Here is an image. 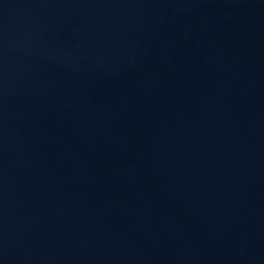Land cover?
Segmentation results:
<instances>
[{"label": "water", "instance_id": "95a60500", "mask_svg": "<svg viewBox=\"0 0 264 264\" xmlns=\"http://www.w3.org/2000/svg\"><path fill=\"white\" fill-rule=\"evenodd\" d=\"M0 264H264V0H0Z\"/></svg>", "mask_w": 264, "mask_h": 264}]
</instances>
